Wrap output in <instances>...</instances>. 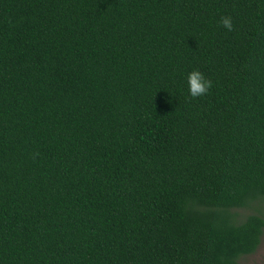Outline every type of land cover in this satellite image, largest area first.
<instances>
[{
	"label": "trees",
	"instance_id": "1",
	"mask_svg": "<svg viewBox=\"0 0 264 264\" xmlns=\"http://www.w3.org/2000/svg\"><path fill=\"white\" fill-rule=\"evenodd\" d=\"M262 205L264 0H0V264H239Z\"/></svg>",
	"mask_w": 264,
	"mask_h": 264
},
{
	"label": "clouds",
	"instance_id": "2",
	"mask_svg": "<svg viewBox=\"0 0 264 264\" xmlns=\"http://www.w3.org/2000/svg\"><path fill=\"white\" fill-rule=\"evenodd\" d=\"M220 23L227 32L231 33L235 31L234 24L230 16H222ZM211 83L212 82L199 70H193L188 73V93L192 98L206 94L211 87Z\"/></svg>",
	"mask_w": 264,
	"mask_h": 264
},
{
	"label": "rangeland",
	"instance_id": "3",
	"mask_svg": "<svg viewBox=\"0 0 264 264\" xmlns=\"http://www.w3.org/2000/svg\"><path fill=\"white\" fill-rule=\"evenodd\" d=\"M262 215L264 216V205L259 206ZM242 214L247 215L251 213H255V211L251 208L243 209L240 211ZM239 264H264V234L262 237V241L256 252L250 255L242 256L239 260Z\"/></svg>",
	"mask_w": 264,
	"mask_h": 264
}]
</instances>
